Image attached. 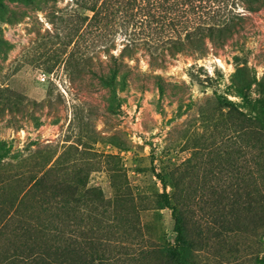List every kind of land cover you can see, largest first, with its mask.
I'll return each instance as SVG.
<instances>
[{
    "label": "trees",
    "instance_id": "trees-1",
    "mask_svg": "<svg viewBox=\"0 0 264 264\" xmlns=\"http://www.w3.org/2000/svg\"><path fill=\"white\" fill-rule=\"evenodd\" d=\"M70 6L65 17L51 18L54 42L60 54H67L66 67L85 65L100 88L123 91L130 74L122 69L125 58L143 52L156 68L178 55L202 58L208 49L222 47L242 26V13L256 12L264 0H72ZM99 54L107 67L97 74L91 65ZM241 77L232 84L239 103L216 99L217 109L225 108L238 125L209 149L193 138L191 156L156 176L162 191L155 190L154 207L148 209L156 217L168 208L174 234L172 245L149 252L153 264H214L215 255L237 261L250 247L246 223L253 217L257 250L251 264H264V75L259 80ZM251 85L256 99L245 93ZM72 147L77 154V146ZM68 149L45 156L25 175L7 167L0 176V182H23L0 207V233L10 231L17 240L0 264H117L119 253L107 250L112 243L107 231L117 226L131 235L140 233V208L131 191L120 194L121 183L111 184L114 192L108 198L99 187L88 186L92 163L69 159ZM4 157L5 151L0 152V168L11 165L3 164ZM102 157L120 168L117 156ZM144 249L124 264H142L148 257ZM200 252L213 256L201 259Z\"/></svg>",
    "mask_w": 264,
    "mask_h": 264
},
{
    "label": "rangeland",
    "instance_id": "rangeland-1",
    "mask_svg": "<svg viewBox=\"0 0 264 264\" xmlns=\"http://www.w3.org/2000/svg\"><path fill=\"white\" fill-rule=\"evenodd\" d=\"M71 1L0 0V152L5 151L3 164H11L0 168V176L7 167L9 172L25 175L45 156L77 146V154L72 147L67 156L92 163L88 186L99 187L110 198L111 184L121 183L120 194L129 189L140 208V233L110 228L107 236L112 243L107 250L119 253L117 264H124L130 254L137 256L138 249L145 248L148 257L142 264H153L149 252L172 245L174 234L168 208L162 207L156 217L148 209L154 207L155 190L162 191L156 176L191 156L193 138L209 149L238 125V120L225 115V108L217 109L216 99L239 103L233 80L241 82L244 74L256 80L264 75V6L243 12L239 31L202 58L178 55L162 68L151 65L143 52L132 60L125 58L122 69L130 71L126 88L108 91L98 86L85 65L66 67L67 54H60L62 48L54 42L52 15L65 17ZM119 47L111 53L117 55ZM105 60L99 54L92 61L94 73L107 67L99 62ZM42 74L45 80L40 79ZM245 93L258 98L255 85ZM106 154L119 158L118 170L114 161L103 160ZM19 163H24L20 172ZM112 174H116L114 183ZM22 183L17 179L0 182V207L6 198L18 194ZM256 221L253 217L246 223L249 237L245 240L250 247L238 263L228 255L218 258L200 252V258L213 256L214 264H251L257 250ZM13 237L10 231L0 233L1 259L16 247Z\"/></svg>",
    "mask_w": 264,
    "mask_h": 264
},
{
    "label": "built area",
    "instance_id": "built-area-1",
    "mask_svg": "<svg viewBox=\"0 0 264 264\" xmlns=\"http://www.w3.org/2000/svg\"><path fill=\"white\" fill-rule=\"evenodd\" d=\"M40 79H41V80H45V75L42 74V75L40 76Z\"/></svg>",
    "mask_w": 264,
    "mask_h": 264
}]
</instances>
